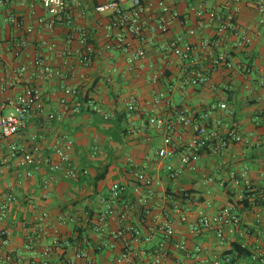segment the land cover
<instances>
[{"label":"crops","instance_id":"0c3cea01","mask_svg":"<svg viewBox=\"0 0 264 264\" xmlns=\"http://www.w3.org/2000/svg\"><path fill=\"white\" fill-rule=\"evenodd\" d=\"M41 1L0 0V116L7 111L13 114L9 101L27 89L45 95L43 114H34L11 140L0 135V205L9 193L16 198L2 223L10 236L8 246L0 242V253H11L18 264L44 262L43 251L48 247L52 248L50 264L68 260L76 264H213L235 244L251 255H264V12L256 9L258 0H206L207 9L238 6L237 24L253 42L231 53L235 67L240 65L243 70H213L209 83L194 87L184 84L187 63L162 53L166 44L182 40L184 45L193 46L196 51L192 61L205 67L213 56L230 52V43L213 50L199 48L202 39L215 38L216 29L197 30L192 11L197 0L148 1L144 20L147 58L134 68L127 66L121 52L112 47L107 50L114 45L116 34L107 36L103 27L109 17L97 14L94 5L83 0L84 6H72L73 28L58 24L49 30L50 15ZM160 2L180 14L169 22L166 35L151 32L163 17ZM11 17L19 24L11 23ZM76 29H86L93 46L92 62L87 67L80 63L84 47ZM189 29L197 30L196 35L190 36ZM139 47L135 42L134 48ZM36 59H42L55 73L42 74L35 66ZM23 67L26 71L20 75ZM68 88L78 90L80 100H95L109 118L85 107L81 113L66 112L61 102L66 100L72 108L78 99L65 94ZM157 93L165 98L155 105ZM176 96L180 98L178 103L174 101ZM133 100L137 110L129 114L127 105ZM180 103L200 113L213 104L226 103L228 110H219L214 119L222 120L223 129L235 124L248 143L232 144L220 155L206 152L193 166L184 167L178 180L170 179L168 166L181 168L183 145L195 130L185 129L180 135L182 141L176 136L174 156L160 159L158 151L164 147V138L149 120L170 115ZM52 113L63 114L62 120L49 121ZM64 137L74 143L72 164L88 171L78 181L65 179L46 163L31 170L28 177L9 150L12 142L20 146L37 144L45 159L57 162L54 149ZM93 146L98 150L94 157ZM131 164L157 178L150 197L145 188L135 191V180L129 173ZM103 173L105 178L96 182ZM51 178L54 180L46 193L43 184ZM116 182L126 186L123 202L134 206L127 221L113 217L103 234L92 232L81 221L68 225L57 222L64 213L100 212L101 199L109 197ZM141 198L146 203L140 204ZM244 199L248 206L241 203ZM231 204L239 208V232L227 234L226 240L220 241L214 231H192L195 217L213 216ZM44 213L49 215V224L40 227ZM168 225L174 230L172 238L165 234ZM127 227L140 230L151 241H136L133 233L125 230ZM77 236H81L79 240ZM29 237L37 239L30 243ZM56 239L68 240L70 246L58 249L54 247ZM77 250L86 253L85 259H76ZM250 257H237L235 264H250Z\"/></svg>","mask_w":264,"mask_h":264},{"label":"built area","instance_id":"2783aa9c","mask_svg":"<svg viewBox=\"0 0 264 264\" xmlns=\"http://www.w3.org/2000/svg\"><path fill=\"white\" fill-rule=\"evenodd\" d=\"M94 5V10L97 14L109 17V21L104 25L105 32L108 37H112L114 33V45L108 46L121 52L125 57V62L129 68L142 63L147 58L145 46L147 45V38L144 30V20L146 16L147 4L149 0H87ZM177 3H186L188 0H176ZM42 8L50 15V21L47 24L49 30H53L58 24H63L67 28H73V12L72 6H84L83 0H42ZM124 5H128L124 8ZM159 7L162 10L163 17L159 19L156 26L151 28L153 34L166 35L169 32L168 24L171 20L180 17L177 11H172L164 2H160ZM256 9L264 12V0H258L255 3ZM198 21V29L202 30L206 27H214L216 29V36L213 39H202L199 45L200 49L213 50L216 47H225L230 43V52L222 51L220 55L213 56L208 67L200 65V63L192 61V55L196 51L193 46L183 44L182 40L166 44L162 48V53L168 57H176L182 62L187 63V70L185 74V85L200 86L210 82V73L213 70H243V67L235 65L232 62L231 53L233 50L244 49L249 47L253 40L246 31H242L237 24V14L239 12L238 6L223 7L221 9H207L206 0H197V4L192 9ZM13 24H19L15 17L10 18ZM264 25V19L261 21ZM195 29H189L190 36L197 33ZM80 44L84 47V52L80 58V63L87 67L91 64V55L93 53V46L89 43V33L86 29H76ZM139 43L138 49L134 48V43ZM35 66L38 67L45 76H52L55 71L53 68L47 66L42 59L35 60ZM26 68L20 69L19 74L23 75ZM247 72L250 69L246 68ZM157 78V77H156ZM65 94L78 98V90L66 89ZM44 93L37 89H27L21 96L8 103L14 113L10 115L0 116V135L3 139L11 140L16 137L26 126L28 120L34 114H43L45 111ZM165 98L163 93H157L154 104L157 105ZM65 111L73 113H81L84 107L92 110L97 114H101L105 119V115L93 99L80 100L72 108L68 107L67 101L61 102ZM129 114L137 110V103L135 100L127 105ZM227 111L226 103H218L211 105L206 111L199 112L190 109L180 103L179 106L174 107L173 111L168 116L153 117L149 120L150 126L155 128L164 138V147L158 151L160 159L172 158L174 156L173 147L175 146V137L177 136L182 141L181 133L188 128H194L195 133L192 138L183 145V154L181 157V168L176 169L168 166L167 171L169 178L176 181L183 173L184 167L193 166L197 163L204 153L210 152L213 155H220L232 144L248 143L241 136L239 129L235 124L231 127L226 126L222 128V120L214 119V114L218 111ZM65 114V113H64ZM63 118L61 113H52L48 115L49 121L60 122ZM10 153L18 161V167L26 172L28 177H31V170H37L45 163L49 165L50 170L55 173H60L65 179L78 181L81 176L87 175V170H82L72 164V154L74 153V143L68 137L61 140V145L55 147L54 155L57 157V162H51L45 159L41 154L40 146L29 145L20 146L12 142L9 145ZM97 146L91 148L92 157L97 154ZM130 175L135 180V191L139 192L145 188L148 196L153 194V187L156 186L158 180L142 170H138L133 164L130 165ZM53 178L47 180L43 184V189L46 193L49 192L50 184ZM247 187L250 188V183L246 181ZM126 192V186L122 183L116 182L112 185L108 198L101 199L100 204L103 209L95 215H91L88 211L83 215L78 213H64L57 217V222L61 225L74 224L76 222H83L96 234H103L110 228L111 219L118 216L123 222L127 221L129 213L134 209L133 205L123 202V195ZM16 198L14 194L9 193L6 199L0 205V242L2 246H8L10 232L2 223L7 218L12 205ZM140 204L146 203L145 198L140 199ZM195 223L192 225L194 233L200 230L214 231L220 241L226 240L227 234H234L241 229V219L239 208L237 205L226 206L213 216H200L194 218ZM40 227H46L49 224V215L42 214L39 219ZM126 231L133 233L136 241H143L149 243L150 237H144L142 232L133 227H127ZM249 233V230H246ZM165 234L168 238L174 235L173 228L168 225L165 229ZM37 238L29 237L30 243ZM70 246L68 240L56 239L54 247L58 249H66ZM184 248V247H181ZM52 248L48 247L43 251L44 262L40 264H50L49 256ZM76 259H85L86 253L83 251H76ZM238 257L237 253H227L221 259L215 261L213 264H232L233 260ZM250 264H264V255L255 252L251 255ZM0 264H18L13 255L9 252L0 253ZM34 264V263H33ZM65 264H76L75 260H68Z\"/></svg>","mask_w":264,"mask_h":264},{"label":"trees","instance_id":"16d2710c","mask_svg":"<svg viewBox=\"0 0 264 264\" xmlns=\"http://www.w3.org/2000/svg\"><path fill=\"white\" fill-rule=\"evenodd\" d=\"M104 178H105V174L103 173V174L98 175L95 180L96 182H98V181L103 180ZM241 203H243L244 206H248V201L246 199H244ZM231 206L233 205L231 204ZM80 237L81 236H77L76 237L77 240H79ZM230 253H237L238 257H250L251 256L250 252L246 248H242V246L239 244H235L233 246V249L230 251ZM232 264H235V260H233Z\"/></svg>","mask_w":264,"mask_h":264},{"label":"rangeland","instance_id":"374dc122","mask_svg":"<svg viewBox=\"0 0 264 264\" xmlns=\"http://www.w3.org/2000/svg\"><path fill=\"white\" fill-rule=\"evenodd\" d=\"M179 99H180V98H179L178 96H176L175 99H174V101H175L176 103H178V102H179ZM5 114H7V115H8V114H12V112H11V111H7Z\"/></svg>","mask_w":264,"mask_h":264}]
</instances>
